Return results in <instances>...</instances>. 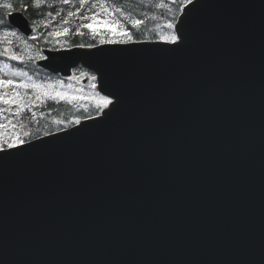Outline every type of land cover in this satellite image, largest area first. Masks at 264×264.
Listing matches in <instances>:
<instances>
[{"label": "water", "instance_id": "1", "mask_svg": "<svg viewBox=\"0 0 264 264\" xmlns=\"http://www.w3.org/2000/svg\"><path fill=\"white\" fill-rule=\"evenodd\" d=\"M181 20L178 48L40 63L87 68L119 104L0 152V264H264V0H199Z\"/></svg>", "mask_w": 264, "mask_h": 264}, {"label": "trees", "instance_id": "2", "mask_svg": "<svg viewBox=\"0 0 264 264\" xmlns=\"http://www.w3.org/2000/svg\"><path fill=\"white\" fill-rule=\"evenodd\" d=\"M185 1L186 0H102L105 9H107L110 21H119L121 26L126 27L130 31L135 41H154L158 39L159 30H169L165 25L167 23H175ZM43 3L44 5H42L40 9L34 10L36 18L39 20L52 18L57 24L66 25L71 31L67 40L70 44L97 45L101 38L110 35L107 33L106 29L99 25L97 26L99 34L95 36L90 30L81 27L80 16L83 14L88 4L87 2H85L83 6H81L80 0H69L67 4L62 3L61 0H43ZM117 9H119V11H117ZM69 12L74 13V15L69 16ZM0 14H2L1 11ZM25 15L31 19L30 11L26 12ZM137 19L141 20L143 23L136 28H132V22ZM65 20H67V23H64ZM77 29H79V33L75 34ZM2 51L3 47L0 45V52ZM26 63L27 65H25L22 71L28 73V76L32 78V82L41 85L42 88H46L51 81V76L38 69L34 64H31L30 61ZM95 103L96 102L82 101L68 104L65 101H58L56 103V116L57 121H62V123L58 124L59 127H70L74 123L69 122L77 118L81 120L92 117L97 113V110L93 107ZM33 108L38 111L36 105H33ZM47 108L52 109V103L43 101L40 111L44 112ZM43 125V133L52 132L54 130L45 120H43Z\"/></svg>", "mask_w": 264, "mask_h": 264}, {"label": "snow or ice", "instance_id": "3", "mask_svg": "<svg viewBox=\"0 0 264 264\" xmlns=\"http://www.w3.org/2000/svg\"><path fill=\"white\" fill-rule=\"evenodd\" d=\"M62 3H69V0H61ZM81 6L85 3V0H80ZM199 0H187V4L192 5L193 9L198 6ZM43 0H0V9H3V14H0V43L6 44V45H12L13 40H20L21 36L24 34L25 29L31 28L32 32L36 31V27H33L35 25L34 20H30L27 15H25L26 12L30 11L31 9H40L42 7ZM103 7V6H102ZM107 11V9H104ZM119 11V9H117ZM15 15V19L10 20L8 23H6V20H8L9 17H13ZM69 16H73L74 13L69 12ZM98 14L93 12L91 15V23H83L81 25L82 28L88 29L92 32V34L98 35L99 29L98 25L102 26L104 29L107 30V33L110 35H107L106 37H103L99 40V44H125L130 41H133V36L130 34V31L126 28L121 26L119 21H112L109 22L108 20H97ZM84 20H88V16L82 17ZM64 23H67V20L64 21ZM143 22L139 19L132 22L131 27L136 28L139 25H141ZM185 21L181 20L180 27H176L174 32H170L166 37L161 35L160 39L162 41L171 43L175 45L176 48L180 47L184 43V25ZM45 27L48 26L46 23L44 25ZM166 28L172 29L174 28L173 23H167L165 25ZM79 32V29H77ZM69 33V29L65 28L63 32H49V36H61V35H67ZM29 39L31 40H37L38 37L35 35H30ZM78 47L84 48H93L96 47L95 45H79ZM52 51H56V49H52ZM91 54L92 52H87ZM62 54V53H61ZM0 55L7 56L8 59L13 61H23L24 57L17 55L15 53L10 52L8 47H4L3 52L0 53ZM36 58L38 59H46V57L40 56L39 52L36 54ZM57 57H51L50 59L54 60ZM30 59H32L30 57ZM90 66V65H89ZM5 68L8 67V65H4ZM91 67V66H90ZM98 71V69H97ZM14 76H23L27 77L28 82L21 81L18 84H15L12 79H0V88L4 89H11V95H9L7 92H3L0 94V102H2L5 106H7L8 109H11L13 105L16 106V111L14 114H18L19 112L24 111L25 109L30 111L29 108V100L27 98L26 93H22L19 91V89H38L41 87V85L36 84L35 82H32V78L28 76L27 72L24 71H15L12 73ZM97 77L95 75L91 76V80L95 81ZM93 88L96 87L95 84L92 85ZM114 95V101L112 99H108L107 97H99L98 101L94 104V108L97 110V115H100L101 112H103V119H106L107 116L111 113V111L119 104V97ZM43 96L51 99V100H66L68 99L67 95L63 92L56 91L54 95H51L48 92H44ZM77 99L76 97H71L69 102L72 100ZM35 101L43 102L41 95H36L34 97ZM109 105H112V109H109ZM105 109H109L108 111H104ZM5 111V109L0 108V114H2ZM91 119V117H88ZM57 124L62 123V121H55ZM69 123H74L79 125L81 123V120L79 118L75 119L74 121H70ZM67 126V125H66ZM2 127V125H0ZM16 127L15 124L12 125V128L14 129ZM25 136L29 135V133L25 132ZM26 142L24 139H21L19 136H13L10 139H6L3 141L2 144H0V152L4 154V156L11 155L8 150L9 149H19L20 146L24 145ZM2 158V157H0Z\"/></svg>", "mask_w": 264, "mask_h": 264}, {"label": "rangeland", "instance_id": "4", "mask_svg": "<svg viewBox=\"0 0 264 264\" xmlns=\"http://www.w3.org/2000/svg\"><path fill=\"white\" fill-rule=\"evenodd\" d=\"M101 0H91V2H89L88 6L85 8L84 11V16H88L89 19L88 20H83V23H89L92 22L91 20V15L93 12L97 13V20H108L109 22H111L109 20V16L107 14V11H105L104 6ZM34 9L30 10V16L33 18L32 20L35 21V26L36 28L39 30L41 27L39 26L40 21L38 19H36V13L33 11ZM0 11L3 13L4 10L0 9ZM65 28L61 27L59 29H57L55 32H63ZM54 32V33H55ZM170 32H174L173 29H169V30H163L160 31L158 33L159 38L161 37V35L163 36H167ZM65 36L66 35H61V36H55L53 35L51 40H56V43L54 44L55 46L59 47L60 49H65L66 45H65ZM44 41L48 42L47 39H45ZM162 41V40H161ZM5 47H8L10 52L15 53L17 55L23 56L25 59H29V60H33L36 61L37 63L40 60L43 59H38L36 58V54L37 52L32 48V46H30V44L27 41L23 40V37L20 38V40H13V44L12 45H6L4 44ZM53 43L50 41V47H52ZM50 47H48L47 49H50ZM40 56H43V54L41 52H39ZM30 57L32 59H30ZM13 61V60H12ZM80 71H82V69H77L75 72L79 73ZM73 76V74H72ZM76 76V74L74 75V77ZM81 79L84 77V74L80 73ZM0 79H12L14 81L15 84L20 83L21 81H25V79L22 76H14L12 75V73H10L6 68H1L0 67ZM94 83L91 81V84L89 87H87L86 89H90L89 91L84 90V86H82L81 84H70L67 86H64L63 88H59V87H55L53 86L50 90H46V91H41L42 93L44 92H48L51 95H54L56 91H60L63 92L67 95L68 100H70L71 97H76L77 99L72 100V101H77V100H81L85 97L89 98L90 100H98L99 97H102L96 90L95 88L92 87ZM3 92H7L9 95H11V89H4V88H0V94H2ZM0 108L5 109V111L8 110L9 113H11V110H9L7 108V106H5L2 102H0Z\"/></svg>", "mask_w": 264, "mask_h": 264}, {"label": "flooded vegetation", "instance_id": "5", "mask_svg": "<svg viewBox=\"0 0 264 264\" xmlns=\"http://www.w3.org/2000/svg\"><path fill=\"white\" fill-rule=\"evenodd\" d=\"M33 44H34V46H35L36 48H37V47H41V46L38 44L37 41H34ZM48 45H50V44H48ZM11 110H12V113H10V114H9V113H2V114H0V120H4V121H7V122H9L10 120H14L15 115H16V114H14V113H15L16 109H15V108H11ZM3 128H4V127H3ZM3 128H0V132H1V130H2ZM16 128H17V127H15L14 129L11 128V129H7V130L3 131V132L0 134V144H2L4 140H6V139H10V138L13 137V136H19L21 139H24V137H23V136H20V135L18 134L17 130H15Z\"/></svg>", "mask_w": 264, "mask_h": 264}]
</instances>
